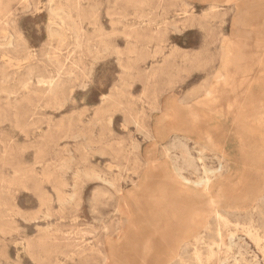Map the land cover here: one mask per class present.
Segmentation results:
<instances>
[{
  "label": "rangeland",
  "instance_id": "1",
  "mask_svg": "<svg viewBox=\"0 0 264 264\" xmlns=\"http://www.w3.org/2000/svg\"><path fill=\"white\" fill-rule=\"evenodd\" d=\"M210 2L0 0V264H264V0Z\"/></svg>",
  "mask_w": 264,
  "mask_h": 264
},
{
  "label": "bare ground",
  "instance_id": "2",
  "mask_svg": "<svg viewBox=\"0 0 264 264\" xmlns=\"http://www.w3.org/2000/svg\"><path fill=\"white\" fill-rule=\"evenodd\" d=\"M181 144H183L182 142H181ZM185 148V147H184ZM180 150V149H179ZM185 152V151H184ZM186 156V155H185ZM190 160H192V159H190ZM201 160V159H200ZM184 162V161H183ZM194 163V162H193ZM193 167V166H192ZM179 168V167H178ZM196 168V167H195ZM194 168V169H195ZM178 171H179V169H177ZM195 171V170H194ZM205 172H208V170L205 168ZM181 177H183L182 175H181ZM179 181H180V179H178ZM177 180V181H178ZM182 180V179H181ZM188 180V179H187ZM178 181V183H180ZM189 181V180H188ZM174 182H176L175 180H174ZM183 182V181H182ZM180 185V184H179ZM110 199V198H109ZM261 204V203H260ZM263 206V205H262ZM247 214V213H246ZM221 215H222V213H221ZM259 215H261V214H259ZM218 221V220H217ZM224 224V226H227V224H228V221H226V220H222L221 221V223H220V227H221V225H223ZM220 227L217 229V231L218 230H220ZM251 227H254V228H256L255 227V225H252ZM257 237V240H258V242L260 243V242H262V243H264V236H261V235H256ZM247 244V243H246ZM244 246V245H243ZM181 263V262H180Z\"/></svg>",
  "mask_w": 264,
  "mask_h": 264
},
{
  "label": "crops",
  "instance_id": "3",
  "mask_svg": "<svg viewBox=\"0 0 264 264\" xmlns=\"http://www.w3.org/2000/svg\"><path fill=\"white\" fill-rule=\"evenodd\" d=\"M192 3H196V5H198V6H209V5H211V2H210V0H192Z\"/></svg>",
  "mask_w": 264,
  "mask_h": 264
}]
</instances>
